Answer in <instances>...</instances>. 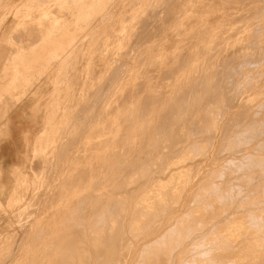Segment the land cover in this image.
Instances as JSON below:
<instances>
[{
  "label": "rangeland",
  "instance_id": "374dc122",
  "mask_svg": "<svg viewBox=\"0 0 264 264\" xmlns=\"http://www.w3.org/2000/svg\"><path fill=\"white\" fill-rule=\"evenodd\" d=\"M20 3L27 10L23 15L27 26L21 32L17 30V27L15 29V33L16 30L17 33L12 35V39L1 46L0 74L6 54H12L6 60L7 67L17 69L24 68V66H37L39 58L37 59L32 54L30 61L23 53H30L39 46L40 50H44L47 44L53 51L51 54L54 59L52 57L48 60L47 58L42 59L40 67H52L54 68L53 72L62 73L63 76L61 82L51 84L46 83L44 79L43 89L45 92L48 93L53 89L50 96L52 99L51 117L50 121L44 125L42 138L36 146L38 148L31 163H27L24 159L26 155H30L25 144V136L29 134L32 138L40 131L42 116H38V120L34 121L30 112L27 114L20 112L22 104L15 106V99L0 100V187L3 184L7 185L9 189L12 187L14 182L12 171L15 166L22 167L25 172L30 174V180L26 186L27 191L23 193L25 195L23 204L15 211H6L0 208V264H222V261L223 264H228V260L229 264H264V127H262L264 126V29H262L264 28V9H262L264 0L262 2L261 0H0V11L5 7L8 8L9 11L5 17L8 19L10 16L12 17L9 12ZM38 10H41L42 13L50 10L51 15L49 18L41 15L42 13L38 15ZM35 16L37 17L35 18ZM48 24L54 25V27H48ZM249 24L251 25L249 26ZM13 25V20H9L3 29L11 28ZM256 27L257 29H254ZM41 33L44 36L43 40L46 37H48L47 40L52 37V40L45 43L40 39L39 42H36V38ZM214 39L218 40L214 42ZM261 40L263 45L259 43ZM0 43H2V39H0ZM10 50L12 52H9ZM35 59L38 62L34 61ZM252 62L256 67L252 66ZM214 70L215 73L218 72V75L214 73ZM47 71L48 69H45V72ZM165 78L166 80H164ZM188 81H190L191 87H189ZM184 85L187 86L184 87ZM60 88L61 91H59ZM26 90H28L27 86L21 83L18 84L14 93L18 94L19 91H24L25 94H28ZM183 91H186V95L182 93ZM211 92L212 94H210ZM209 94L213 96L211 97ZM30 96L28 95L23 103L28 102ZM33 102L27 103L30 108L33 107L31 106ZM64 102L65 105H63ZM162 105L164 109L161 107ZM209 108H214V112L212 110L210 112ZM12 111H14L13 115H11ZM160 112L162 114L159 115ZM208 113L211 114L208 116ZM157 116L160 117L157 118ZM197 117L199 118L197 119ZM213 117L215 118L212 119ZM134 118L136 119L134 120ZM201 119L202 122H200ZM209 119L211 120L209 121ZM6 123L8 130L5 129ZM204 123L206 124L204 125ZM211 123H214V129L211 128ZM251 123L252 125H250ZM174 125L175 127H173ZM206 126L207 128H205ZM184 128L187 135L184 133ZM165 135H167L166 138ZM178 136L179 138H177ZM156 139L158 143L154 142ZM245 139L247 140L245 141ZM229 140L233 143H229ZM163 143L164 145H162ZM194 143L197 146H194ZM166 147L167 151H164L163 148L166 149ZM183 148H185L184 151ZM209 149L211 150L209 151ZM225 150L226 152H224ZM193 151L196 155L192 157ZM181 156L185 158V163ZM140 160L144 163L141 164ZM107 162L110 163L107 165ZM152 162L155 163L150 165ZM166 162H168L167 165ZM99 163L100 165H98ZM156 164L157 167L153 168ZM178 165L179 167H177ZM159 169L161 170L157 171ZM230 169L232 170L230 171ZM168 170L170 171L168 172ZM172 173L173 175H170ZM161 174L166 179L162 178ZM169 175L170 177H168ZM111 177L112 179H109ZM160 179L163 180L164 187ZM240 179L243 184L240 183ZM213 184L220 186L217 188ZM230 184L233 189L230 188ZM207 185L212 187L209 189ZM161 186L162 188H160ZM130 188H134L133 191ZM152 188L153 190H151ZM243 189H246L247 192L242 191ZM108 190H112L111 195L108 194ZM114 190L116 194H114ZM222 191L227 192L223 193ZM203 192H205V196ZM123 194H125V199H123V201L126 200L125 203L122 201L121 195ZM117 196H120V201L119 199L116 201ZM110 197H113L112 201ZM144 197H146L145 201ZM208 198L211 201L208 200L209 203L206 204L205 199ZM178 199L180 201H177ZM200 199L202 200L200 201ZM0 200H3L1 193ZM136 200L138 202L135 206ZM235 200L238 202L236 203ZM102 202L107 208L104 205L101 208ZM107 204L112 206H110L112 211L108 209ZM139 204L141 205L140 210ZM0 207H2L1 203ZM214 210L218 211L214 212ZM257 210L262 216L258 215ZM141 212L146 215H142V217ZM185 213L188 214L185 216ZM112 214L113 216H111ZM106 215L107 221H104L107 225L103 222ZM108 215L111 216L110 219H108ZM115 216L117 217L115 218ZM215 216H218V220ZM248 216H251L252 219ZM204 217L205 219H201ZM111 218L117 220L113 221ZM143 219L145 220L143 221ZM193 219L195 221L199 219V222L197 223ZM222 220L223 222H221ZM226 220H229L230 227L226 226ZM179 222L182 226L179 225ZM254 222L255 227L253 226ZM222 223L224 226H221ZM258 223L261 224L258 226ZM140 224L143 226L142 230L139 228ZM245 226L247 227L244 228ZM110 227L113 228H111L112 231ZM98 239L101 242L97 243ZM244 250L246 251L244 252ZM238 255L239 257L243 256L239 259ZM233 256L234 259H232ZM187 260L189 261L187 262Z\"/></svg>",
  "mask_w": 264,
  "mask_h": 264
},
{
  "label": "crops",
  "instance_id": "0c3cea01",
  "mask_svg": "<svg viewBox=\"0 0 264 264\" xmlns=\"http://www.w3.org/2000/svg\"><path fill=\"white\" fill-rule=\"evenodd\" d=\"M8 11L9 10L6 7L2 11H0L2 12L0 15L1 16L0 18L2 19L1 22L2 24L0 23V39H2V43H0V48L4 43H7L9 39H12V35L15 33V29L17 27H18L17 30L21 32L27 26V23H25L23 19V15L24 13H26L27 10L22 7V3L14 7L9 12L12 15V17L10 16L8 19H6L5 17ZM37 13H39L38 15H40L42 11L38 10ZM41 15L49 18L51 12L50 10L45 11ZM39 17L42 18V16ZM9 20L11 21L13 20L14 27L12 26L13 28L11 27L4 30L3 27L5 23L8 22ZM48 26L51 27L54 25L48 24ZM43 37L44 36H42V33L39 34V37L36 38V41L39 42L41 39V42L46 43L48 41L47 40L48 37L45 36L46 37L45 40H43ZM39 48L41 47L39 46ZM39 48H36L34 51L30 53H23V54L24 56L27 57V59H31L32 57L30 55L33 54V56L39 58L40 61L46 58L48 60L52 57L50 45L46 44L45 47L46 50L45 49L40 50ZM9 52L12 51L10 50ZM11 55L12 54L10 55L6 54L3 58L4 64L2 65V71L0 74V86H1L0 100L5 98L15 99V106H18L20 103L22 104L20 107L21 109L20 112L22 114H27L28 112H30L32 114V120L34 121L38 120V116L40 115L42 116L40 131L32 138L29 134L25 136L26 137L25 144L29 150L28 152L30 153V155H26L24 159L26 160L27 163H31L34 160V156L38 148V147L36 148V146L38 145L39 140L42 138L44 125L50 121V117H51L52 99L50 98V96L53 89L47 93L45 92V89H43V85L45 84V82L48 84L57 83L59 81L61 82L63 74L62 73L59 74L58 72H53L54 68L49 66L40 67V61L37 66H32V67L24 66V68L19 67L17 69L13 67H7L6 60H8L11 57ZM45 69H48V71L45 72ZM57 74H59L58 77ZM46 75H48V78H46ZM44 79L46 80L45 82ZM21 83L24 86H27L28 90L26 91L28 94H25L24 91H19L18 94L14 93V90L18 88V84ZM59 91H61V88ZM28 95H31L30 100L28 102L34 101L33 104H31V106H33L32 108H30L29 104H27L28 102L23 103L24 99L27 98ZM63 105H65V102ZM13 113L14 111L11 112V115H13ZM5 125H6L5 129L8 128L7 123ZM12 177L14 179V182L10 189L5 184L1 185L0 187L1 197L3 199L0 200L2 206L0 208L6 211H15L19 208V206H21V204H23L25 197L23 193L27 191L26 186L30 180V174L25 172L20 166H15V168L12 171Z\"/></svg>",
  "mask_w": 264,
  "mask_h": 264
},
{
  "label": "bare ground",
  "instance_id": "6f19581e",
  "mask_svg": "<svg viewBox=\"0 0 264 264\" xmlns=\"http://www.w3.org/2000/svg\"><path fill=\"white\" fill-rule=\"evenodd\" d=\"M228 1H229V0H228ZM257 1H259V0H257ZM261 2H262V0H261ZM161 5H162V4H161ZM263 7H264V6H263ZM104 8H105V7H104ZM259 8L261 9V6H260ZM172 9H173V8H172ZM209 9H210V8H209ZM256 9H257V6H256ZM256 9H255V10H256ZM262 9H264V8H262ZM258 10H259V9H258ZM253 11H254V10H253ZM263 11H264V10H263ZM211 12H212V11H211ZM250 12H251V11H250ZM254 12H255V11H254ZM257 12H258V11H257ZM259 13H260V11H259ZM261 13H262V12H261ZM252 14H253V13H252ZM85 15H86V14H85ZM253 15H254V14H253ZM260 15H261V14H260ZM76 17H77V16H76ZM76 17H75V18H76ZM35 18H36V17H35ZM67 18H68V17H67ZM129 18H130V17H129ZM247 18H248V17H247ZM238 19H239V18H238ZM74 20H75V19H74ZM151 20H152V19H151ZM164 21H165V20H164ZM37 22H38V21H37ZM52 23H54V22H52ZM83 23H84V22H83ZM83 23H82V24H83ZM34 24L36 25V22H35ZM37 24H38V23H37ZM44 25H45V24H44ZM160 25H161V24H160ZM207 25H208V24H207ZM250 25H251V24H249V26H250ZM260 25H262V24H260ZM260 25H259V27H260ZM174 26H175V25H174ZM263 26H264V24H263ZM48 27H49V26H48ZM52 27H54V26H52ZM208 27H209V25H208ZM257 27H258V26H257ZM257 27L254 28V29H257ZM261 28H262V27H261ZM55 29H56V28H55ZM210 29H211V28H210ZM262 29H264V28H262ZM128 30H129V29H128ZM160 30H161V29H160ZM223 30H224V29H223ZM225 30H226V29H225ZM138 31H139V30H138ZM141 31H142V30H141ZM141 31H140V32H141ZM144 31H145V30H144ZM253 31H254V30H253ZM209 32H210V31H209ZM209 32H208V33H209ZM222 32H223V31H222ZM261 32H262V31H261ZM134 33H135V32H134ZM223 33H224V32H223ZM223 33H221V34H223ZM225 33H226V32H225ZM252 33H253V32H252ZM32 34H33V33H32ZM45 34H46V33H45ZM49 34H50V33H49ZM142 34H143V33H142ZM260 34H261V33H260ZM263 35H264V34H263ZM263 35H262V36H263ZM49 36H50V35H49ZM52 36H53V35H52ZM142 36H143V35H142ZM234 36H235V34H234ZM260 36H261V35H260ZM191 37H192V36H191ZM198 37H199V36H198ZM198 37H197V39H198ZM249 37H250V36H249ZM255 37H256V35H255ZM69 38H70V37H69ZM246 38H247V36H246ZM133 39H134V38H133ZM191 39H192V38H191ZM257 39H258V37H257ZM49 40H52V37H51V39H49ZM49 40H48V42H49ZM55 40H56V39H55ZM134 40H135V39H134ZM138 40H139V39H138ZM202 40H203V38H202ZM216 40H218V39H216ZM216 40L214 39V42H216ZM247 40H248V38H247ZM252 40H253V39H252ZM53 41H54V40H53ZM56 41H58V40H56ZM244 41H245V39H244ZM36 42H37V41H36ZM58 42H59V41H58ZM187 43H188V42H187ZM221 43H222V41H221ZM221 43H220V44H221ZM241 43H242V42H241ZM248 43H249V42H248ZM251 43H252V41H251ZM251 43H250V44H251ZM254 43H255V42H254ZM259 43L262 44V40H261ZM69 44L71 45V43H69ZM194 44H195V43H194ZM220 44H219V45H220ZM242 44H243V43H242ZM246 44H247V42H246ZM263 44H264V43H263ZM263 44H262V45H263ZM256 45H257V43H256ZM67 46H68V45H67ZM199 46H200V45H199ZM217 46H218V44H217ZM217 46H215V47H217ZM242 46H244V45H242ZM252 46H253V44H252ZM200 47H201V46H200ZM215 47H213V48H215ZM246 47H247V46H246ZM211 48H212V47H211ZM227 48H228V47H227ZM159 49H160V48H159ZM192 49H193V48H192ZM200 49H201V48H200ZM215 49H216V48H215ZM263 49H264V48H263ZM160 50H161V49H160ZM216 51H217V49H216ZM238 51H239V50H238ZM248 51H249V50H248ZM51 52L53 53V51H51ZM54 52H55V51H54ZM201 52H202V51H201ZM240 52H241V51H240ZM260 53H261V52H260ZM55 54H56V53H55ZM57 54H58V53H57ZM181 54H182V53H181ZM212 54H213V53H212ZM212 54H211V55H212ZM243 54H244V53H243ZM177 55H178V54H177ZM211 55H210V56H211ZM246 55H247V54H246ZM262 55H263V54H262ZM32 56H33V55H32ZM170 57H171V56H170ZM179 57H180V56H179ZM182 57H183V56H182ZM256 57H257V56H256ZM26 58H27V57H26ZM52 58H53V57H52ZM180 58H181V57H180ZM210 58H211V57H210ZM37 59H38V58H37ZM37 59H35L34 61H36ZM53 59H54V58H53ZM255 59H256V58H255ZM27 60H28V59H27ZM29 60L31 61V59H29ZM121 60H122V59H121ZM30 61H28V62H30ZM39 61H40V60H39ZM181 61H182V60H181ZM206 61H207V60H206ZM254 61H255V60H254ZM36 62H38V60H37ZM49 62H51V61H49ZM122 63H123V62H122ZM172 63H173V62H172ZM252 63H253V62H252ZM256 63H257V62H256ZM259 63H260V62H259ZM91 64H92V63H91ZM208 64H209V63H208ZM88 65H89V64H88ZM96 65H97V64H96ZM122 65H123V64H122ZM122 65H121V66H122ZM165 65H166V64H165ZM179 65H180V63H179ZM102 66H103V65H102ZM167 66H168V65H167ZM225 66H226V65H225ZM252 66H254V63H253ZM170 67H171V66H170ZM187 67H188V66H187ZM209 67H210V66H209ZM209 67H208V68H209ZM239 67H240V66H239ZM248 67H249V66H248ZM250 67H251V64H250ZM254 67H256V66H254ZM107 68H108V67H107ZM225 68H226V67H225ZM116 69H117V68H116ZM186 69H187V68H186ZM227 69H228V68H227ZM247 69H248V68H247ZM195 70H196V69H195ZM199 70H200V69H199ZM219 70H220V69H219ZM145 71H146V70H145ZM181 71H182V70H181ZM216 71H217V70H216ZM220 71H221V70H220ZM236 71H237V70H236ZM116 72H117V71H116ZM116 72H115V73H116ZM228 72H229V71H228ZM65 73H66V72H65ZM214 73H215V70H214ZM217 73H218V72H217ZM217 73H215V74H217ZM235 73H236V72H235ZM159 74H160V73H159ZM212 74H213V73H212ZM227 74H228V73H227ZM238 74H239V72H238ZM190 75H191V74H190ZM217 75H218V74H217ZM240 75H241V74H240ZM151 77H152V76H151ZM157 77H158V76H157ZM212 77H213V76H212ZM212 77H211V79H212ZM215 77H216V75H215ZM225 77H226V75H225ZM91 78H92V77H91ZM114 78H115V77H114ZM179 78H180V76H179ZM222 78H223V77H222ZM227 78H228V76H227ZM235 78H236V77H235ZM95 79H96V78H95ZM148 79H149V78H148ZM195 79H196V78H195ZM232 79H233V78H232ZM240 79H242V78H240ZM71 80H72V79H71ZM164 80H166V78H165ZM186 80H188V79L186 78ZM221 80H222V79H221ZM178 81H179V80H178ZM181 81H182V80H181ZM218 81H219V79H218ZM143 82H144V81H143ZM175 82H176V81H175ZM184 82H186V81H184ZM212 82H213V81H212ZM220 82H221V81H220ZM238 82H239V81H238ZM74 83H75V82H74ZM144 83H145V82H144ZM189 83H190V81H188V85H189ZM209 83H210V82H209ZM233 83H234V82H233ZM135 84H136V83H135ZM146 84H147V83H146ZM152 84H153V83H152ZM190 84H191V83H190ZM211 84H212V83H211ZM216 84H217V83H216ZM234 84H235V83H234ZM206 85H207V84H206ZM208 85H209V84H208ZM214 85H215V84H214ZM226 85H227V84H226ZM159 86H160V85H159ZM179 86H180V85H179ZM186 86H187V85H186ZM186 86L184 85V87H186ZM176 87H177V86H176ZM182 87H183V86H182ZM184 87H183V88H184ZM189 87H191V86L189 85ZM193 87H194V86H193ZM214 87H215V86H214ZM216 87H217V86H216ZM220 87H221V86H220ZM222 87H223V86H222ZM231 87H232V86H231ZM133 88H134V87H133ZM143 88H144V87H143ZM151 88H152V87H151ZM178 88H179V87H178ZM180 88H181V86H180ZM204 88H205V86H204ZM204 88H202V89H204ZM161 89H162V88H161ZM161 89H160V90H161ZM168 89H169V88H168ZM171 89H172V88H171ZM175 89H176V88H175ZM190 89H191V88H190ZM206 89H207V88H206ZM213 89H214V88H213ZM137 90H138V89H137ZM143 90H144V89H143ZM177 90H178V89H177ZM177 90H176V91H177ZM226 90H227V89H226ZM226 90H223V91L226 92ZM148 91H149V90H148ZM174 91H175V90H174ZM176 91H175V92H176ZM189 91H190V90H189ZM193 91H194V90H193ZM219 91H220V88H219ZM160 92H161V91H160ZM177 92H178V91H177ZM185 92H186V91H185ZM185 92L183 91L182 93H183L184 95H186ZM220 92H221V91H220ZM124 93H125V92H124ZM124 93H123V94H124ZM162 93H163V92H162ZM164 93H165V91H164ZM173 93H174V92H173ZM192 93H194V92H192ZM192 93H191V95H192ZM206 93H207V92H206ZM141 94H142V93H141ZM144 94H145V92H144ZM156 94H157V93H156ZM179 94H180V93H179ZM204 94H205V93H203V95H204ZM210 94H212V92H211ZM210 94H209V96H211ZM214 94H215V93H214ZM216 94H217V93H216ZM224 94H225V93H224ZM146 95H147V94H146ZM153 95H154V94H153ZM163 95H164V94H163ZM173 95H174V94H173ZM203 95H201V96H203ZM220 95H221V94H220ZM220 95H219V97H220ZM130 96H131V94H130ZM141 96H142V95H141ZM204 96H205V95H204ZM206 96H207V95H206ZM209 96H208V97H209ZM212 96H213V95H212ZM212 96H211V97H212ZM221 96H222V95H221ZM223 96H224V95H223ZM127 97H129V96H127ZM159 97H160V96H159ZM166 97H168V96H166ZM187 97H188V96H187ZM196 97H197V96H196ZM196 97H195V98H196ZM216 97H217V96H216ZM129 98H130V97H129ZM131 98H132V97H131ZM162 98H163V97H162ZM162 98H161V100H162ZM164 98H165V96H164ZM164 98H163V99H164ZM204 98H205V97H204ZM221 98H222V97H221ZM140 99H141V97H140ZM207 99H208V98H207ZM210 99H211V98H210ZM114 100H115V99H114ZM127 100H128V99H127ZM143 100H144V98H143ZM161 100H160V101H161ZM125 101H126V100H125ZM130 101H131V100H130ZM158 101H159V100H158ZM163 101H164V100H163ZM165 101H166V99H165ZM176 101H177V100H176ZM216 101H217V100H216ZM203 102H204V101H203ZM219 102H220V101H219ZM127 103H128V102H127ZM150 103H152V102H150ZM161 103H162V102H161ZM164 103H165V102H164ZM191 103H192V102H191ZM204 103H205V102H204ZM210 103H211V100H210ZM220 103H221V102H220ZM84 104H85V103H84ZM158 104H159V103H158ZM173 104H174V103H173ZM189 104H190V102H189ZM199 104H200V103H199ZM87 105H88V104H87ZM89 105H90V104H89ZM135 105H136V104H135ZM146 105H147V103H146ZM177 105H178V104H177ZM177 105H176V106H177ZM182 105H183V104H182ZM192 105H193V104H192ZM192 105H191V106H192ZM201 105H202V104H201ZM213 105H214V104H213ZM153 106H154V105H153ZM159 106H160V105H159ZM174 106H175V105H174ZM180 106H181V104H180ZM219 106H220V105H219ZM221 106H222V105H221ZM91 107H92V106H91ZM135 107H136V106H135ZM137 107H138V106H137ZM140 107H141V106H140ZM161 107H163V105H162ZM165 107H166V105H165ZM206 107H207V106H206ZM208 107H209V106H208ZM213 107H214V106H213ZM147 108H148V107H147ZM177 108H178V107H177ZM183 108H184V105H183ZM211 108H212V105H211ZM219 108H220V107H219ZM221 108H222V107H221ZM163 109H164V107H163ZM163 109H161V110L163 111ZM175 109H176V108H175ZM215 109L217 110L216 106H215ZM115 110H116V109H115ZM124 110H125V109H124ZM181 110H182V108H181ZM206 110H207V109H206ZM208 110H209V111L212 110V111L214 112V108H213V109H210V108H209ZM220 110H221V109H220ZM155 111H156V110H155ZM175 111H176V110H175ZM145 112H146V111H145ZM167 112H168V111H167ZM167 112H166V113H167ZM184 112H185V110H184ZM210 112H211V111H210ZM262 112H263V110H262ZM171 113H172V111H171ZM177 113H178V111H177ZM180 113H181V111H180ZM201 113H203V112H201ZM254 113H255V112H254ZM143 114H144V113H143ZM158 114L160 115V114H162V113L160 112V113H158ZM192 114H193V113H192ZM210 114H211V113H208V116H209ZM223 114H224V113H223ZM127 115H128V114H127ZM154 115H155V113H154ZM156 115H157V114H156ZM168 115H169V114H168ZM170 115H172V114H170ZM181 115H182V114H181ZM259 115H260V114H259ZM77 116H78V115H77ZM132 116H133V115H132ZM134 116H135V115H134ZM139 116H140V115H139ZM205 116H206V115H205ZM212 116H213V115H212ZM215 116H216V114H215ZM217 116H218V114H217ZM249 116H250V115H249ZM121 117H122V116H121ZM153 117H154V116H153ZM159 117H160V116H159ZM159 117L157 116V118H159ZM186 117H187V116H186ZM191 117H192V115H191ZM221 117H222V116H221ZM258 117H259V116H258ZM122 118H123V117H122ZM132 118H133V117H132ZM166 118H167V117H166ZM169 118H171V117H169ZM183 118H184V116H183ZM198 118H199V117H197V119H198ZM210 118H211V116H210ZM214 118H215V117H213L212 119H214ZM135 119H136V118H134V120H135ZM143 119H144V118H143ZM150 119H151V118H150ZM184 119H185V118H184ZM190 119H191V118H190ZM204 119H205V118H204ZM204 119H203V120H204ZM83 120H84V119H83ZM144 120H145V119H144ZM178 120H179V119H178ZM187 120H188V119H187ZM210 120H211V119H209V121H210ZM251 120H252V118H251ZM259 120H260V118H259ZM259 120H258V121H259ZM125 121H126V119H125ZM128 121H129V120H128ZM155 121H156V119H155ZM160 121H161V120H160ZM216 121H217V120H216ZM258 121H257V123H258ZM260 121H261V120H260ZM262 121H263V120H262ZM136 122H137V121H136ZM163 122H164V121H163ZM175 122H177V121H175ZM193 122H194V121H193ZM200 122H202V119L200 120ZM251 122H252V121H251ZM148 123H149V122H148ZM161 123H162V122H161ZM168 123L170 124L169 121H168ZM178 123H179V121H178ZM185 123H186V122H185ZM189 123H190V122H189ZM195 123H196V122H195ZM232 123H233V122H232ZM237 123H239V122L237 121ZM261 123H262V122H261ZM127 124H128V123H127ZM130 124H131V123H130ZM132 124H133V123H132ZM166 124H167V121H166ZM205 124H206V123H204V125H205ZM128 125H129V124H128ZM158 125H159V124H158ZM158 125H157V126H158ZM175 125H176V124H175ZM175 125H174L173 127H175ZM180 125H181V124H180ZM180 125H179V126H180ZM183 125H184V124H183ZM188 125H189V124H188ZM208 125H210V124H208ZM215 125H216V124H215ZM250 125H252V123H251ZM157 126H156V127H157ZM171 126H172V124H171ZM213 126H214V123H213V124L211 123V128H213ZM123 127H124V126H123ZM164 127H165V126H164ZM168 127H169V126H168ZM209 127H210V126H209ZM214 127H215V126H214ZM247 127H248V126H247ZM252 127H253V126H252ZM262 127H264V126H262ZM205 128H207V126H206ZM211 128H209L210 131H211ZM245 128H246V127H245ZM56 129H57V128H56ZM114 129H115V128H114ZM149 129H150V128H149ZM152 129H153V128H152ZM166 129H167V126H166ZM200 129H201V127H200ZM213 129H214V128H213ZM224 129H225V128H224ZM230 129H231V128H230ZM120 130H121V129H120ZM184 130H185L184 133L186 134V129L184 128ZM189 130H190V128H189ZM202 130H203V128H202ZM259 130H261V129L259 128ZM135 131H136V130H135ZM149 131H150V130H149ZM167 131H168V130H167ZM172 131H174V130H172ZM179 131H180V130H179ZM227 131H228V130H227ZM235 131H236V130H235ZM235 131H234V133H235ZM246 131H249V130H246ZM153 132H154V131H153ZM156 132H157V131H156ZM168 132H169V131H168ZM168 132H167V133H168ZM196 132H197V131H196ZM230 132H231V131H230ZM260 132H261V131H260ZM262 132H263V131H262ZM135 133H136V132H135ZM161 133H162V132H161ZM164 133H165V132H164ZM170 133H171V132H170ZM170 133H169V134H170ZM200 133H201V131H200ZM243 133H244V131H243ZM249 133H251V132H249ZM249 133H248V134H249ZM139 134H140V132H139ZM202 134H203V133H202ZM210 134H211V133H210ZM254 134H255V136H257L256 133H254ZM260 134H261V133H260ZM260 134H259V135H260ZM141 135H142V134H141ZM154 135H155V134H154ZM160 135H162V134H160ZM174 135H175V134H174ZM183 135H184V134H183ZM183 135H181V136L184 137ZM186 135H187V134H186ZM212 135H213V134H212ZM78 136H79V135H78ZM158 136H159V132H158ZM166 136H167V135H165V138H166ZM168 136H169V135H168ZM200 136H201V135H200ZM200 136H199V137H200ZM117 137H118V136H117ZM155 137H156V136H155ZM161 137H162V136H161ZM163 137H164V135H163ZM170 137H171V135H170ZM182 137H180V138H182ZM189 137H191V136H189ZM202 137H203V136H202ZM226 137H227V136H226ZM235 137H236V136H235ZM258 137H259V136H258ZM72 138H73V137H72ZM153 138H154V136H153ZM153 138H152V140H153ZM177 138H179V136H178ZM193 138H194V137H193ZM236 138H237V137H236ZM242 138H243V137H242ZM245 138H246V137H245ZM248 138H249V137H248ZM65 139H66V138H65ZM120 139H121V138H120ZM123 139H124V138H123ZM133 139H134V138H133ZM157 139H158V138H157ZM157 139L154 141L155 143L157 142ZM182 139H183V138H182ZM191 139H192V137H191ZM191 139H190V141H191ZM200 139H201V137H200ZM200 139H199V140H200ZM231 139H232V138H231ZM231 139H230V140H231ZM254 139H255V138H254ZM145 140H146V139H145ZM163 140H164V139H163ZM170 140H171V138H170ZM172 140H173V139H172ZM183 140H184V139H183ZM195 140H196V139H195ZM195 140H194V141H195ZM204 140H205V138H204ZM207 140H208V139H207ZM230 140H229V143L231 142ZM233 140H234V139H233ZM240 140H241V139H240ZM246 140H247V139H245V141H246ZM262 140H263V139H262ZM148 141H149V139H148ZM158 141H159V140H158ZM165 141H166V140H165ZM175 141H176V140H175ZM181 141H182V140H181ZM236 141H237V140H236ZM49 142H50V141H49ZM146 142H147V141H146ZM146 142H145V143H146ZM161 142H162V141H161ZM183 142H184V141H183ZM183 142H181V143H183ZM197 142H198V140H197ZM112 143H113V142H112ZM133 143H134V142H133ZM143 143H144V142H143ZM157 143H158V142H157ZM192 143H193V142H192ZM231 143H233V141H232ZM249 143H250V140H249L248 144H249ZM263 143H264V142H263ZM263 143H262V144H263ZM150 144H151V143H150ZM160 144H161V143H160ZM165 144H166V143H165ZM167 144H168V143H167ZM172 144H173V141H172ZM174 144H175V143H174ZM183 144H184V143H183ZM200 144H201V142H200ZM200 144H199V145H200ZM223 144H224V143H223ZM235 144H236V143H235ZM251 144H252V143H251ZM262 144H261V145H262ZM116 145H117V144H116ZM125 145H126V144H125ZM152 145H153V142H152ZM162 145H164V143H163ZM190 145H191V144H190ZM195 145H196V144L194 143V146H195ZM211 145H212V142H211ZM224 145H225V144H224ZM224 145H223V146H224ZM226 145H227V144H226ZM229 145H230V144H229ZM229 145H228V146H229ZM241 145H242V144H241ZM156 146H157V145H156ZM180 146H181V144H180ZM180 146H179V147H180ZM187 146H188V145H187ZM194 146H193V147H194ZM196 146H197V145H196ZM263 146H264V145H263ZM81 147H82V146H81ZM100 147H101V146H100ZM113 147H114V146H113ZM122 147H123V145H122ZM139 147H140V146H139ZM150 147H152V146H150ZM154 147H155V146L153 145V148H154ZM163 147H165V146H163ZM168 147H170V146L168 145ZM179 147H178V148H179ZM208 147H209V146H208ZM211 147H212V146H211ZM230 147H231V146H230ZM233 147H234V146H233ZM258 147H259V145H258ZM260 147H261V146H260ZM153 148H151V149L153 150ZM160 148H161V146H160ZM181 148H182V147H181ZM186 148H187V147H186ZM195 148H197V147H195ZM62 149H63V148H62ZM134 149H135V147H134ZM141 149H142V148H141ZM157 149H158V146H157ZM163 149H164V151H167V147H166V149H165V148H163ZM171 149H173V148L171 147ZM184 149H185V148H183V151H184ZM222 149H223V148H222ZM231 149H232V148H231ZM241 149H242V147H241ZM252 149H253V148H252ZM254 149H255V148H254ZM256 149H257V148H256ZM259 149H260V148H259ZM106 150H107V149H106ZM111 150H112V149H111ZM118 150H120V149L118 148ZM143 150H144V149H143ZM154 150H155V149H154ZM159 150H160V149H159ZM168 150H169V149H168ZM198 150H199V148H198ZM201 150H202V149H201ZM203 150H204V149H203ZM206 150H207V149H206ZM210 150H211V149H209V151H210ZM227 150L230 151V149H227ZM234 150H235V149H234ZM145 151H146V150H145ZM173 151H175V150L173 149ZM186 151H187V149H186ZM196 151H197V150H196ZM116 152H117V151H116ZM123 152H124V151H123ZM130 152H131V151H130ZM224 152H226V150H225ZM224 152H223V153H224ZM232 152H233V151H232ZM114 153H115V150H114ZM114 153H113V154H114ZM124 153H125V152H124ZM168 153H169V151H168ZM170 153H171V152H170ZM202 153H203V152H202ZM206 153H207V152H206ZM254 153H255V152H254ZM46 154H47V153H46ZM102 154H103V153H102ZM109 154H110V153H109ZM116 154H117V153H116ZM116 154H115V155H116ZM140 154H142V153H140ZM151 154H153V153H151ZM178 154H179V153H178ZM221 154H222V153H221ZM261 154H262V153H261ZM144 155H145V154H144ZM169 155H170V154H169ZM176 155H177V154H176ZM187 155H188V154H187ZM193 155H196V153H194V151H193V153H192V157H193ZM197 155H198V153H197ZM201 155H202V154H201ZM206 155H207V154H206ZM248 155H249V154H248ZM252 155H253V154H252ZM263 155H264V153H263ZM116 156H117V155H116ZM130 156H131V155H130ZM135 156H136V154H135ZM138 156H139V155H138ZM184 156H185V153H184ZM190 156H191V155H190ZM219 156H220V153H219ZM225 156H227V155H225ZM253 156H254V155H253ZM253 156H252V158H253ZM109 157H110V156H109ZM119 157H120V156H119ZM169 157H171V156H169ZM182 157H183V156H181V159H182ZM188 157H189V156H188ZM237 157H238V156H237ZM248 157H251V156H248ZM111 158H112V157H111ZM133 158H134V157H133ZM162 158H163V157H162ZM186 158H187V157H186ZM101 159H102V158H101ZM115 159H116V158H115ZM115 159H114V160H115ZM126 159H127V158H126ZM126 159L123 161L124 164H125ZM136 159H137V158H136ZM139 159H140V158H139ZM145 159H146V158H145ZM145 159H144V160H145ZM159 159H160V158H159ZM159 159H158V161H159ZM165 159H166V158H165ZM178 159L180 160V158H178ZM184 159H185V158L183 157V162H184ZM195 159H196V158H195ZM214 159H215V157H214ZM230 159H231V158H230ZM234 159H235V156H234ZM234 159L232 158V160H234ZM242 159H243V158H242ZM257 159H258V158H257ZM120 160H121V159H120ZM122 160H123V157H122ZM149 160H150V159H149ZM152 160L154 161V157H153ZM152 160H151V161H152ZM156 160H157V159H156ZM216 160H217V159H216ZM223 160H224V159H223ZM236 160H237V159H236ZM106 161H109V160H106ZM110 161H111V159H110ZM151 161H150V162H151ZM160 161H161V160H160ZM187 161H188V160H187ZM228 161H229V160H228ZM96 162H97V161H96ZM100 162H101V161H100ZM120 162H121V161H120ZM129 162H130V160H129ZM142 162H143V161L140 160V163H141V164H142ZM150 162H149V163H150ZM168 162H169V160H168ZM168 162H166V165H167ZM181 162H182V161H181ZM183 162H182V163H183ZM185 162H186V160H185ZM185 162H184V163H185ZM188 162H189V161H188ZM190 162H191V161H190ZM246 162H247V161H246ZM104 163H105V162H104ZM109 163H110V162H109ZM109 163L107 162V165H108ZM143 163H144V162H143ZM146 163H147V161H146ZM154 163H155V162H154ZM154 163L152 162L150 165H152V164H154ZM157 163H158V162H157ZM199 163H200V161H199ZM254 163H255V162H254ZM37 164H38V163H37ZM158 164H159V163H158ZM173 164H174V163H173ZM197 164H198V163H197ZM226 164H227V163H226ZM248 164H249V163H248ZM71 165H72V164H71ZM98 165H100V163H99ZM111 165H112V163H111ZM114 165H115V164H114ZM145 165H146V164H145ZM176 165H177V164H176ZM209 165H210V164H209ZM227 165H228V164H227ZM52 166H53V165H52ZM102 166H103V164H102ZM146 166H147V165H146ZM170 166H171V164H170ZM173 166H174V165H173ZM198 166H199V165H198ZM238 166L241 167V165H239V164H238ZM250 166H251V165H250ZM261 166H262V164H261ZM91 167H92V166H91ZM95 167H96V166H95ZM119 167H120V164H119ZM154 167H157V164L154 165L153 168H154ZM158 167H159V165H158ZM171 167H172V166H171ZM171 167H168V168L171 169ZM177 167H179V165H178ZM184 167H186V166H184ZM34 168H35V167H34ZM104 168H105V166H104ZM112 168H114L113 165H112ZM123 168H124V167H123ZM123 168H122V169H123ZM134 168H135V167H134ZM146 168H147V167H146ZM175 168H176V167H175ZM218 168H219V167H218ZM236 168H237V167H236ZM236 168H235V171H237ZM256 168H257V166H256ZM109 169H110V168H109ZM118 169H119V168H118ZM124 169H125V168H124ZM124 169H123V170H124ZM135 169L137 170V168H135ZM140 169H141V168H140ZM144 169H145V167H144ZM147 169H148V168H147ZM227 169H228V168H227ZM233 169H234V168H233ZM248 169H249V167H248ZM253 169H254V168H253ZM257 169H259V168H257ZM103 170H104V169H103ZM110 170H112V169H110ZM120 170H121V167H120ZM123 170H122V171H123ZM160 170H161V169H159V170H157V171H160ZM178 170H179V169H178ZM183 170H184V169H183ZM185 170H186V169H185ZM185 170H184V171H185ZM219 170H220V169H219ZM222 170H224V169L222 168ZM231 170H232V169H230V171H231ZM242 170H243V169H242ZM254 170H255V169H254ZM259 170H260V169H259ZM92 171H93V170H92ZM106 171H107V170H106ZM141 171H143V170H141ZM153 171H154V170H153ZM169 171H170V170H168V172H169ZM217 171H218V170H217ZM250 171H252V170H250ZM263 171H264V170H263ZM102 172H103V171H102ZM108 172H109V171H108ZM126 172H127V170H126ZM132 172H133V171H132ZM137 172H138V171H137ZM144 172H145V170H144ZM146 172L149 174V172H148L147 170H146ZM168 172H167V173H168ZM171 172H172V171H171ZM225 172H226V171H225ZM253 172H254V171H253ZM258 172H260V171H258ZM84 173H85V172H84ZM93 173H94V171H93ZM93 173H92V175H93ZM134 173H135V172H134ZM138 173H139V172H138ZM156 173H157V172H156ZM189 173H191V172H189ZM192 173H193V172H192ZM214 173H215V172H214ZM237 173H239V172H237ZM243 173H244V172H243ZM245 173H246V172H245ZM99 174H101V173H99ZM110 174H111V173H110ZM126 174H127V173H126ZM152 174H153V173H152ZM154 174H155V173H154ZM158 174H159V172H158ZM162 174H163V172H162ZM162 174H161L162 178L166 179V177H165V176L163 177ZM164 174H165V172H164ZM210 174H211V173H210ZM210 174H209V176H211ZM240 174H241V173H240ZM252 174H253V173H252ZM121 175H122V173H121ZM131 175H132V174H131ZM131 175H130V176H131ZM170 175H173V173L170 174ZM170 175H169L168 177H170ZM232 175H233V174H232ZM235 175H237V174H235ZM249 175H250V174H249ZM104 176H105V175H104ZM108 176H109V174H108ZM108 176H107V178H105L106 182H107ZM124 176H125V175H124ZM126 176H127V175H126ZM156 176H157V175H156ZM186 176H187V175H186ZM186 176H185V177H186ZM189 176H190V174H189ZM206 176H207V175H206ZM218 176H219V175H218ZM220 176H221V175H220ZM222 176H223V175H222ZM229 176H230V175H229ZM87 177H88V176H87ZM93 177H94V176H93ZM101 177H102V175H101ZM109 177H110V176H109ZM112 177H113V176H112ZM112 177L109 178V179H112ZM115 177H117V176H115ZM144 177L146 178V175H145ZM144 177H143V178H144ZM149 177H150V176H149ZM237 177H238V176H237ZM89 178H90V177H89ZM95 178H96V175H95ZM118 178H119V177H118ZM122 178H124V177L122 176ZM143 178H142V179H143ZM162 178H161V179H162ZM183 178H184V177H183ZM204 178H205V177H204ZM209 178H210V177H209ZM228 178H229V177H228ZM249 178H250V177H249ZM82 179H83V178H82ZM84 179H85V178H84ZM101 179H102V178H101ZM124 179H125V178H124ZM126 179H127V178H126ZM134 179H135V178H134ZM137 179H138V178H137ZM139 179H140V177H139ZM154 179H155V178H154ZM157 179H158V178H157ZM157 179H156V181H157ZM161 179H160V181H162V184H163V180H161ZM171 179H172V178H171ZM184 179H185V178H184ZM188 179H189V178H188ZM190 179H191V178H190ZM211 179H212V178H211ZM214 179H215V177H214ZM225 179H226V176H225ZM230 179H231V178H230ZM230 179H229V180H230ZM252 179H253V177H252ZM91 180H92V179H91ZM118 180H120V178H119ZM182 180H183V179H182ZM185 180H186V179H185ZM221 180H222V178H221ZM237 180H239V178H237ZM246 180H247V179H246ZM246 180H244V181H246ZM248 180H249V179H248ZM81 181H82V180H81ZM93 181H94V180H93ZM99 181H100V179H99ZM110 181H111V180H110ZM149 181H150V180H149ZM149 181H148V182H149ZM152 181H153V179H152ZM152 181H151V182H152ZM175 181H176V180H175ZM211 181H212V180H211ZM223 181H224V180H223ZM231 181H233V179H231ZM234 181L236 182L235 179H234ZM254 181H255V180H254ZM106 182H104V183H106ZM125 182H126V181H125ZM140 182H141V181H140ZM145 182H146V181H145ZM151 182H150V183H151ZM226 182H227V181H226ZM261 182H262V181H261ZM109 183H110V182H109ZM116 183H117V182H116ZM141 183H142V182H141ZM153 183H154V182H153ZM158 183H159V181H158ZM204 183H205V182H204ZM214 183H215V180H214ZM224 183H225V182H224ZM240 183H241V179H240ZM258 183H259V182H258ZM94 184H95V183H94ZM97 184H98V183H97ZM145 184H146V183H145ZM178 184H179V183H178ZM180 184H182V182H180ZM183 184H184V183H183ZM211 184H212V183H211ZM217 184H219V183H217ZM222 184H223V183H222ZM234 184H235V183H234ZM234 184H233V185H234ZM241 184H243V183H241ZM241 184H240V185H241ZM99 185H100V184H99ZM102 185H103V184H102ZM114 185H115V183H114ZM132 185H133V182H132ZM171 185H172V184H171ZM199 185H200V184H199ZM199 185H198V186H199ZM209 185H210V184H209ZM209 185H207V186H208V188L210 189L212 186L209 187ZM236 185H237V184H236ZM109 186H110V185H109ZM138 186H139V184H138ZM138 186H137V187H138ZM185 186H186V185H185ZM202 186H203V185H202ZM205 186H206V185H205ZM213 186H214V184H213ZM219 186H220V185H219ZM219 186L215 184L214 187H217V188H218ZM225 186H226V185H225ZM237 186H238V185H237ZM249 186H250V185H248V187H249ZM106 187H107V186H106ZM113 187H114V186H113ZM115 187H116V186H115ZM124 187H125V186H124ZM142 187H143V185H142ZM153 187H154V186H153ZM158 187H159V185H158ZM163 187H164V184H163ZM165 187H166V186H165ZM174 187H175V186H174ZM177 187H178V186H177ZM196 187H197V186H196ZM196 187H195V188H196ZM199 187H200V186H199ZM221 187H222V186H221ZM246 187H247V186H246ZM250 187H251V186H250ZM252 187H253V186H252ZM134 188H135V187H134ZM134 188H130V190L132 189V191H133ZM160 188H162V186H161ZM180 188H181V187H180ZM197 188H198V187H197ZM197 188H196V189H197ZM204 188H205V187H204ZM208 188H207V189H208ZM226 188H227V187H226ZM230 188L233 189V188L231 187V184H230ZM237 188H238V187H237ZM240 188H241V187H240ZM240 188H239V189H240ZM59 189H60V188H59ZM106 189H107V188H106ZM120 189H121V188H120ZM183 189H184V188H183ZM246 189H247V188H246ZM246 189H243L242 191L247 192ZM257 189H258V188H257ZM263 189H264V187H263ZM128 190H129V188L127 189V191H128ZM149 190H150V189H149ZM151 190H153V188H152ZM170 190H171V189H170ZM179 190H180V189H179ZM219 190H220V189H219ZM224 190H226L225 187H224ZM249 190H250V189H249ZM259 190H260V189H259ZM83 191H84V190H83ZM108 191H109V190H108ZM146 191H147V189H146ZM156 191H157V190H156ZM162 191H163V190H162ZM168 191H169V189H168ZM175 191H176V190H175ZM181 191H182V190H181ZM205 191H206V190H205ZM208 191H209V190H208ZM227 191H228V189H227ZM227 191H226V192H227ZM235 191H236V190H235ZM237 191H238V190H237ZM250 191H251V190H250ZM260 191H261V190H260ZM103 192H104V190H103ZM111 192H112V190L109 191V193H108V192H107V193L111 195ZM119 192H120V190H119ZM144 192H145V191H144ZM144 192H143V193H144ZM159 192H160V191H159ZM173 192H174V191H173ZM193 192H194V191H193ZM222 192H223V193H226L225 191H222ZM254 192H255V190H254ZM95 193H96V192H95ZM131 193H132V192H131ZM149 193H150V192H149ZM155 193H156V192H155ZM198 193H199V192H198ZM217 193H220V192H217ZM228 193H229V192H228ZM256 193H257V192H256ZM256 193H255V194H256ZM262 193H263V192H262ZM91 194H92V193H91ZM114 194H116L115 190H114ZM114 194H113V195H114ZM117 194H118V193H117ZM176 194H177V193H176ZM176 194H175V195H176ZM201 194H202V193H201ZM203 194H204V196H205V192H203ZM241 194H242V193H241ZM243 194H244V193H243ZM260 194H261V192H260ZM141 195H142V194H141ZM163 195H164V194H163ZM165 195H166V194H165ZM199 195H200V194H199ZM224 195H225V194H224ZM226 195H227V194H226ZM262 195H263V194H262ZM97 196H99V195H97ZM121 196H122V201H123V199H125V197H124L125 194H123V195H121ZM127 196H128V195H127ZM151 196H152V195H151ZM160 196H162V195L160 194ZM167 196H168V195H167ZM200 196H201V195H200ZM207 196H208V194H207ZM209 196H210V195H209ZM216 196H217V195H216ZM245 196H246V194H245ZM263 196H264V195H263ZM91 197H92V196H91ZM113 197H114V196H113ZM113 197H110V198H111V201H112ZM117 197H118V196H117ZM117 197H116V199H117L116 201H118V199H119L120 196H119L118 198H117ZM123 197H124V198H123ZM190 197H191V195H190ZM197 197L199 198V196H197ZM211 197H214V196H211ZM229 197H230V195H229ZM258 197H259V194H258ZM97 198H98V197H97ZM97 198H96V199H97ZM104 198H105V197H104ZM128 198H129V197H128ZM145 198H146V197H144V201H145ZM169 198H170V197H169ZM169 198H168V199H169ZM194 198H195V197H194ZM198 198H197V199H198ZM234 198H235V197H234ZM261 198H262V197H261ZM92 199H93V198H92ZM165 199H166V198H165ZM165 199H164V201H165ZM176 199H177V198H176ZM195 199H196V198H195ZM202 199H203V198H202ZM202 199H200V201H201ZM209 199H210V198L205 199L206 202H207ZM212 199H213V198H212ZM220 199H221V198H220ZM227 199H228V198H227ZM98 200H99V199H98ZM101 200H102V197H101ZM101 200H100V201H101ZM120 200H121V198L119 199V201H120ZM137 200H138V199H137ZM137 200H136L135 206L137 205V202H138ZM154 200H155V199H154ZM158 200H160V198H158ZM111 201H110V202H111ZM122 201H121V202H122ZM125 201H126V200H125ZM125 201H123V202L125 203ZM148 201H150V200L148 199ZM166 201H167V199H166ZM177 201H180V199H178ZM177 201H176V202H177ZM210 201H211V200H209V202H210ZM216 201H217V200H216ZM235 201H236V200H235ZM255 201H256V196H255ZM259 201H260V200H258V202H259ZM108 202H109V201H108ZM108 202H106V203H108ZM110 202H109V203H110ZM113 202H114V201H113ZM113 202H112V204H113ZM174 202H175V201H174ZM192 202H193V201H192ZM197 202H198V201H197ZM209 202H207L206 204H208ZM237 202H238V201H236V203H237ZM261 202H262V201H261ZM100 203H101V202H100ZM147 203H148V202H147ZM151 203H152V202H151ZM165 203H166V202H165ZM170 203H171V202H170ZM212 203H214V202L212 201ZM215 203H216V202H215ZM222 203H223V202H222ZM225 203H226V202H225ZM233 203H234V202H233ZM115 204H116V202H115ZM119 204H120V202H119ZM121 204H123V203H121ZM158 204H159V202H158ZM168 204H169V203H168ZM200 204H201V203H200ZM220 204H221V203H220ZM220 204H219V205H220ZM230 204H231V203H230ZM239 204H240V202H239ZM257 204H258V203H257ZM259 204H261V203L259 202ZM103 205L106 206V205L103 204V202H102V207H101V208H103ZM107 205H108V204H107ZM139 205H140V204H139ZM139 205H138V206H139ZM154 205H155V204H154ZM169 205H170V204H169ZM171 205H172V204H171ZM171 205H170V206H171ZM177 205H178V204H177ZM194 205H195V204H194ZM262 205H263V204H262ZM95 206H96V204H95ZM110 206H111V205H110ZM110 206L108 205V209H109L110 211H112V209L110 208ZM113 206H114V204H113ZM170 206H169V207H170ZM172 206H173V205H172ZM195 206H196V205H195ZM202 206H203V205H202ZM213 206H214V205H213ZM229 206H230V205H229ZM237 206H239V205L237 204ZM245 206H246V205H245ZM70 207H71V206H70ZM75 207H76V206H75ZM97 207H98V206H97ZM111 207H112V206H111ZM144 207H145V204H144ZM148 207H149V204H148ZM154 207H155V206H154ZM156 207H157V206H156ZM174 207H175V206H174ZM230 207H232V206H230ZM242 207H244V205H242ZM248 207H249V206H248ZM256 207H257V206H256ZM101 208H99V210H100ZM106 208H107V206H106ZM159 208H160V206H159ZM185 208H186V207H185ZM193 208H194V210H195V207H193ZM209 208H210V207H209ZM227 208H228V207H227ZM260 208H261V206H260ZM48 209H49V208H48ZM84 209H85V208H84ZM97 209H98V208H97ZM140 209H141V205H140L139 210H140ZM145 209H146V208H145ZM170 209H171V207L169 208V210H170ZM201 209H202V207H201ZM210 209H212V208H210ZM210 209H209V211H210ZM220 209H221V208H220ZM234 209H235V208H234ZM240 209H241V206H240ZM254 209H255V208H254ZM256 209H257V208H256ZM93 210H94V209H93ZM95 210H96V209H95ZM105 210H106V209H105ZM123 210H124V209H123ZM134 210H135V209H134ZM139 210H138V211H139ZM172 210H173V209H172ZM172 210H171V211H172ZM190 210H191V208H190ZM229 210H230V208H229ZM249 210H250V209H249ZM251 210H252V209H251ZM262 210H263V209H262ZM97 211H98V210H97ZM101 211H102V209H101ZM118 211H119V210H118ZM125 211H126V210H125ZM145 211H146V210H145ZM167 211H168V209H167ZM183 211H184V210H183ZM217 211H218V210H217ZM217 211L214 210V212H217ZM232 211H233V210H232ZM260 211H261V210H260ZM103 212H104V211H103ZM106 212H107V210H106ZM147 212H150V211H147ZM162 212H163V211H162ZM221 212H222V209H221ZM221 212H220V213H221ZM257 212H258V210H257ZM101 213H102V212H101ZM108 213H109V211H108ZM121 213H122V212H121ZM121 213H119V214H121ZM131 213H132V212H131ZM138 213H140V212H138ZM143 213H144V212H143ZM143 213L141 212V216H142V215H146V214H143ZM153 213H154V212H153ZM155 213L157 214V212H155ZM191 213H192V210H191ZM232 213H233V212H232ZM235 213H236V212H235ZM247 213H248V215H249V212H248V211H247ZM251 213H252V212H251ZM262 213H263V212H262ZM91 214H92V213H90V215H91ZM105 214H107V213H105ZM109 214H110V213H109ZM187 214H188V213H187ZM187 214L185 213L184 215L186 216ZM221 214H222V213H221ZM241 214H243V213H241ZM92 215H93V214H92ZM98 215H100V217H101V214H99V211H98ZM98 215L95 214V216L99 217ZM123 215H125V214H123ZM148 215H149V214H148ZM154 215H155V214H154ZM157 215H158V214H157ZM161 215H162V214H161ZM161 215H160V216H161ZM198 215H199V214H198ZM213 215H214V214H213ZM252 215H253V214H252ZM258 215L262 216V214H259V212H258ZM102 216H103V214H102ZM111 216H113V214H112ZM111 216L108 215V217H109L108 219H110ZM117 216H118V215H117ZM117 216H115V218H116ZM139 216H140V215H139ZM195 216H196V215H195ZM195 216H194V217H195ZM200 216H201V215H200ZM204 216H205V213H204ZM208 216H209V215H208ZM208 216H207V217H208ZM235 216H236V215H235ZM244 216H245V215H244ZM62 217H63V216H62ZM66 217H67V216H66ZM106 217H107V215L104 216L105 219L102 217L104 223H105L104 220H106ZM118 217H119V216H118ZM123 217H125V216H123ZM126 217H127V216H126ZM133 217H134V216H133ZM142 217H143V216H142ZM142 217H141V219H142ZM151 217H152V215H151ZM156 217H157V216H156ZM156 217H155V218H156ZM182 217H183V215H182ZM196 217H197V216H196ZM202 217H203V215H202ZM209 217H211V216H209ZM215 217H216V216H215ZM217 217H218V216H217ZM217 217H216V219L218 220ZM246 217H247V216H246ZM248 217H249V216H248ZM253 217H254V216H253ZM255 217H256V215H255ZM255 217H254V218H255ZM69 218H70V216H69ZM95 218H96V217H95ZM119 218H120V217H119ZM158 218H159V217H158ZM186 218H187V217H186ZM213 218H214V217H213ZM219 218H220V217H219ZM223 218H224V217H223ZM228 218H229V217H228ZM249 218H251V216H250ZM99 219H100V218H99ZM111 219H112V218H111ZM137 219H138V218H137ZM146 219H147V217H146ZM201 219H205V217H204V218H201ZM225 219H226V218H225ZM235 219H237V218H235ZM251 219H252V218H251ZM257 219H259V218H257ZM260 219H261V218H260ZM69 220H70V219H69ZM72 220H73V219H72ZM112 220H113V219H112ZM114 220H117V219H114ZM114 220H113V221H114ZM124 220H125V219H124ZM133 220H134V219H133ZM144 220H145V219H143V221H144ZM154 220H155V219H154ZM191 220H192V219H191ZM198 220H199V219H198ZM198 220L195 221V219H193V221H195V222H197V223L199 222ZM231 220H232V219H231ZM63 221H64V220H63ZM89 221H90V220H89ZM91 221H92V220H91ZM99 221H100V220H99ZM101 221H102V220H101ZM106 221H107V220H106ZM113 221H112V222H113ZM129 221H130V220H129ZM137 221H138V220H137ZM171 221H172V220H171ZM176 221H177V220H175V223H177ZM178 221H179V220H178ZM183 221H184V219H183ZM200 221H201V220H200ZM226 221H227V225H226V224H225V225L228 227V226H229V225H228V224H229V223H228L229 220H226ZM64 222L67 223L66 221H64ZM72 222H73V221H72ZM80 222H81V221H80ZM103 222H102V224H103ZM108 222H109V221H108ZM117 222H118V221H117ZM119 222H121V219H119ZM133 222H134V221H133ZM147 222H148V221H147ZM155 222H156V221H155ZM181 222H182V221H181ZM186 222H188V221H186ZM186 222H185V223H186ZM221 222H223V220H222ZM221 222H220V223H221ZM232 222H233V221H232ZM234 222H235V221H234ZM234 222H233V223H234ZM251 222H253V221H251ZM55 223H56V222H55ZM100 223H101V222H100ZM156 223H157V222H156ZM158 223H159V222H158ZM197 223H196V224H197ZM201 223H202V221H201ZM203 223H204V221H203ZM207 223H208V222H207ZM210 223H211V222H210ZM224 223H225V222H224ZM224 223H222L221 226H224V225H223ZM238 223H239V221H238ZM247 223H248V221H247ZM262 223H263V222H262ZM51 224H52V223H51ZM105 224H106V223H105ZM108 224H109V223H108ZM112 224H113L112 226H114V223H112ZM129 224H130V223H129ZM143 224H144V223H143ZM152 224H153V223H152ZM243 224H244V222H243ZM260 224H261V223H260ZM260 224L258 223L257 225L259 226ZM78 225H79V224H78ZM85 225H87V224H85ZM106 225H107V224H106ZM140 225H141V224H140ZM140 225H139V226H140ZM146 225H147V224H146ZM177 225H178V224H177ZM179 225L182 226V225L180 224V222H179ZM179 225H178V226H179ZM190 225H191V223H190ZM198 225H199V224H198ZM198 225L196 226L197 228H198ZM212 225H213V222H212ZM235 225H236V224H235ZM235 225H234V226H235ZM241 225H242V224H241ZM88 226H89V225H88ZM118 226H119V225H118ZM147 226H148V225H147ZM147 226H146V227H147ZM174 226H175V225H174ZM174 226H172V227L174 228ZM184 226H185V225H184ZM206 226H207V225H206ZM219 226H220V225H219ZM221 226H220V227H221ZM230 226H231V224H230ZM230 226H229V227H230ZM249 226H250V223H249ZM255 226H256V225H255ZM255 226H254V227H255ZM263 226H264V223H263ZM36 227H37V226H36ZM36 227H35V228H36ZM72 227H73V226H72ZM91 227H92V226H91ZM95 227H96V226H95ZM99 227H100V226H99ZM141 227H143V226L141 225L139 228L141 229ZM150 227H151V226H150ZM188 227H189V224H188ZM201 227H202V224H201ZM201 227H200V228H201ZM209 227H210V226H209ZM246 227H247V226H245L244 228H246ZM54 228H55V225H54ZM101 228H102V227H101ZM111 228H112V227H110V229H111ZM194 228H195V227H194ZM215 228H216V227H215ZM215 228H214V229H215ZM217 228H219L218 225H217ZM217 228H216V229H217ZM249 228H250V227H249ZM260 228H261V227H260ZM43 229H44V228H43ZM83 229H84V228H83ZM91 229H92V228H91ZM112 229H113V228H112ZM112 229H111V231H112ZM145 229H147V228H145ZM145 229H144V230H145ZM175 229H177V228H175ZM180 229H181V228H180ZM192 229H193V228H192ZM192 229H191V230H192ZM207 229H208V228H207ZM211 229H212V228H211ZM229 229H230V228H229ZM238 229H239V228H238ZM34 230H35V229H34ZM69 230H70V228H69ZM75 230H76V229H75ZM96 230H97V229H96ZM137 230H138V229H137ZM137 230H136V231H137ZM141 230H142V229H141ZM183 230H184V229H183ZM217 230H218V229H217ZM227 230H228V229H227ZM227 230H226V231H227ZM233 230H234V229H233ZM32 231H33V230H32ZM73 231H74V230H73ZM90 231H91V230H90ZM119 231H120V230H119ZM139 231H140V230H139ZM149 231H150V230H149ZM177 231H178V230H177ZM189 231H190V230H189ZM197 231H198V229L196 230V232H197ZM199 231H200V230H199ZM203 231H204V230H203ZM243 231H244V230H243ZM243 231H242V232H243ZM245 231H246V230H245ZM261 231H262V230H261ZM88 232H89V231H88ZM95 232H96V231H95ZM95 232H94V233H95ZM104 232H105V229H104ZM117 232H118V231H117ZM117 232H115V233H117ZM121 232H122V231H121ZM140 232H141V231H140ZM142 232H143V231H142ZM153 232H154V231H153ZM216 232H217V231H216ZM220 232H221V231H220ZM234 232H235V231H234ZM249 232H250V231H249ZM249 232H248V233H249ZM39 233H40V232H39ZM105 233H106V232H105ZM109 233H110V232H109ZM119 233H120V232H119ZM119 233H118V234H119ZM163 233H164V232H163ZM223 233H225V232L223 231ZM245 233H246V232H245ZM257 233H259V232H257ZM65 234H66V233H65ZM89 234H90V232H89ZM106 234H107V233H106ZM144 234H145V233H144ZM165 234H166V232H165ZM169 234H170V233H169ZM202 234H203V233H202ZM206 234H207V233H206ZM213 234H214V233H213ZM62 235H63V234H62ZM184 235H185V234H184ZM240 235H241V230H240ZM25 236H26V235H25ZM87 236H88V235H87ZM119 236H120V234H119ZM211 236H212V235H211ZM253 236H254V235H253ZM38 237H39V236H38ZM103 237H104V236H103ZM114 237H115V236H114ZM137 237L139 238L140 236L138 235ZM145 237H146V236H145ZM179 237H180V236H179ZM226 237H227V236H226ZM231 237H232V236H231ZM246 237H247V236H246ZM117 238H118V237H117ZM167 238H168V237H167ZM171 238H172V237H171ZM257 238H258V237H257ZM86 239H87V238H86ZM94 239H95V238H94ZM106 239H107V238H106ZM131 239H132V238H131ZM175 239H176V238H175ZM244 239H245V238H244ZM251 239H252V238H251ZM84 240H85V239H84ZM125 240H126V239H125ZM125 240H124V241H125ZM164 240H165V239H164ZM177 240H178V239H177ZM215 240H216V238H215ZM235 240H236V239H235ZM238 240H239V239H238ZM257 240H258V239H257ZM257 240H256V241H257ZM31 241H32V240H31ZM37 241H39V240H37ZM89 241H90V240H89ZM102 241H103V240H102ZM112 241H113V240H112ZM116 241H117V240H116ZM188 241H189V240H188ZM206 241H207V240H206ZM211 241H212V240H211ZM247 241H248V239H247ZM260 241H262V240H260ZM87 242H88V241H87ZM98 242H101L100 239H98L97 243H98ZM106 242H107V241H106ZM106 242H105V243H106ZM117 242H119V241H117ZM117 242H116V244H117ZM126 242H127V241H126ZM182 242H183V241H182ZM202 242H203V240H202ZM232 242H233V240H232ZM240 242H241V241H240ZM108 243H109V240H108ZM124 243H125V242H124ZM189 243H190V242H189ZM199 243H201V242H199ZM206 243H207V242H206ZM213 243H214V242H213ZM234 243H235V241H234ZM236 243H237V242H236ZM257 243H258V242H257ZM112 244H113V242H112ZM155 244H156V243H155ZM158 244H159V243H158ZM177 244H178V243H177ZM216 244H217V243H216ZM252 244H253V241H252ZM103 245H105V244H103ZM114 245H115V243H114ZM164 245H165V243H164ZM179 245H180V240H179ZM244 245H245V244H244ZM66 246H67V245H66ZM94 246H95V244H94ZM120 246H121V243H120ZM167 246H168V245H167ZM211 246H212V245H211ZM225 246H226V245H225ZM225 246H224V247H225ZM262 246H263V244H262ZM60 247H61V246H60ZM68 247H69V246H68ZM73 247H74V245H73ZM102 247H103V246H102ZM109 247H111V246H109ZM112 247H113V246H112ZM143 247H144V246H143ZM159 247H160V245H159ZM171 247H172V246H171ZM176 247H177V246H176ZM98 248H99V247H98ZM153 248H154V247H153ZM172 248H174V247H172ZM196 248H197V246H196ZM222 248H223V247H222ZM222 248H221V249H222ZM228 248H229V247H228ZM232 248H233V247H232ZM246 248H247V245H246ZM253 248H254V247H253ZM56 249H57V248H56ZM84 249H85V248H84ZM96 249H97V248H96ZM113 249H114V248H113ZM119 249H120V248H119ZM129 249H130V248H129ZM212 249H213V248H212ZM58 250H59V248H58ZM72 250H73V248H72ZM72 250H71V251H72ZM80 250H81V248H80ZM82 250H83V249H82ZM98 250H99V249H98ZM121 250H122V248H121ZM46 251H47V250H46ZM69 251H70V250H69ZM95 251H96V250H95ZM104 251H105V250H104ZM179 251H180V250H179ZM230 251H231V250H230ZM240 251H241V250H240ZM245 251H246V250H244V252H245ZM62 252H63V250H62ZM86 252H87V251H86ZM139 252H140V251H139ZM170 252H171V251H170ZM193 252H194V249H193ZM193 252H192V253H193ZM225 252H226V251H225ZM242 252H243V250H242ZM47 253H48V252H47ZM68 253H70V252H68ZM109 253H110V251H109ZM186 253H187V252H186ZM216 253H217V252H216ZM237 253H238V252H237ZM72 254H73V252H72ZM88 254H89V252H88ZM98 254H99V253H98ZM101 254H102V253H101ZM104 254H105V253H104ZM176 254H177V253H176ZM187 254H188V253H187ZM247 254H248V253H246V255H247ZM82 255H83V253H82ZM102 255H103V254H102ZM127 255H128V254H127ZM174 255H175V253H174ZM221 255H222V254H221ZM233 255H234V254H233ZM73 256H74V255H73ZM96 256H97V254H96ZM99 256H101V255H99ZM108 256H109V255H108ZM168 256H169V255H168ZM216 256H217V255H216ZM242 256H243V255H242ZM242 256L239 257V255H238L237 258L239 257V259H240V258H242ZM247 256H248V255H247ZM70 257H71V255H70ZM85 257H86V256H85ZM141 257H142V256H141ZM169 257H171V256H169ZM176 257H177V256H176ZM77 258H78V257H77ZM80 258L82 259V257H80ZM117 258H118V257H117ZM152 258H153V257H152ZM183 258H184V256H183ZM185 258H186V257H185ZM228 258H231V257H228ZM250 258H251V257H250ZM22 259H23V258H22ZM71 259H72V258H71ZM78 259H79V258H78ZM87 259H88V258H87ZM112 259H113V257H112ZM120 259H121V258L119 257V261H120ZM140 259H141V258H140ZM148 259H149V258H148ZM232 259H234V256L232 257ZM235 259H236V256H235ZM245 259H246V256H245ZM248 259H249V258H248ZM109 260L111 261V258H110ZM173 260H174V259H173ZM180 260H181V259H180ZM208 260H209V259H208ZM211 260H212V259H211ZM227 260H228V259H227ZM236 260H237V259H236ZM241 260H242V259H241ZM253 260H254V259H253ZM253 260H252V261H253ZM17 261H18V260H17ZM25 261H26V260H25ZM80 261H81V260H80ZM84 261H85V260H84ZM101 261H102V260H101ZM188 261H189V260H187V262H188ZM199 261H200V260H199ZM201 261H202V263H203V260H202V259H201ZM237 261H238V260H237ZM246 261H247V260H246ZM254 261H255V260H254ZM77 262H78V261H77ZM115 262H116V261H115ZM195 262H196V261H195ZM224 262H225V260H224ZM232 262H233V261L231 260V263H232ZM234 262H235V260H234ZM244 262H245V260H244ZM89 263H90V262H89ZM105 263H106V262H105ZM119 263H120V262H119ZM217 263H218V262H217ZM237 263H239V262H237ZM247 263H248V262H247ZM81 264H82V263H81ZM141 264H142V263H141ZM177 264H178V263H177ZM186 264H187V263H186ZM197 264H198V263H197ZM222 264H223V261H222ZM226 264H227V263H226ZM228 264H229V260H228ZM239 264H241V263H239ZM243 264H244V263H243Z\"/></svg>",
  "mask_w": 264,
  "mask_h": 264
},
{
  "label": "clouds",
  "instance_id": "9594fccd",
  "mask_svg": "<svg viewBox=\"0 0 264 264\" xmlns=\"http://www.w3.org/2000/svg\"><path fill=\"white\" fill-rule=\"evenodd\" d=\"M253 226H255V222L253 223Z\"/></svg>",
  "mask_w": 264,
  "mask_h": 264
}]
</instances>
